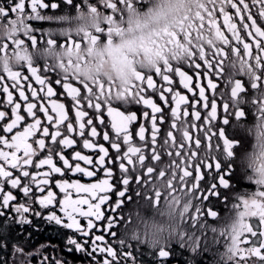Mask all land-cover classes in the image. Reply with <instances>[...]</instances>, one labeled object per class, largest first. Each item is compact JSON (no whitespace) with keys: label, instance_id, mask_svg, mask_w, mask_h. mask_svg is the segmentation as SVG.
I'll list each match as a JSON object with an SVG mask.
<instances>
[{"label":"flooded vegetation","instance_id":"af4514ba","mask_svg":"<svg viewBox=\"0 0 264 264\" xmlns=\"http://www.w3.org/2000/svg\"><path fill=\"white\" fill-rule=\"evenodd\" d=\"M14 2L0 0V9L10 10ZM45 2L58 5L54 10H42V15L51 16L52 20H30L26 13L23 25H20L23 34L0 41L3 49L0 56L4 60L0 79L8 73L23 74L29 64L47 68L51 77L67 76L49 62L47 41H55V48H64L61 45L66 44L69 37L83 43L77 35L82 22L74 15L83 0H74L72 5H66L64 0ZM133 3L139 8L147 6L143 0H133ZM118 4L123 8L125 0H118ZM110 5L109 9L118 6L117 3ZM196 5L187 29L178 37V42L187 44L186 51L173 62L166 60L153 74L160 69L163 75L167 67L172 70L170 75L176 69L186 71L194 77V82L197 71L210 76L214 90L209 100L214 98L216 104L210 112L200 110L203 119L185 116L183 112L171 114L170 107L174 106L171 97L169 106H164L159 96L148 89L145 95H150L162 107L164 117V122L158 120L153 131L150 122L143 119V112L151 113V110L137 103L139 81L128 93L129 98L121 96L105 101L94 95L95 90L91 88V103L100 105L101 118L110 134L108 110L136 113L138 119L130 126L134 133L141 123L146 127L140 138L134 136L128 143L120 144L118 157L126 168L123 175L129 183L124 190L130 199L124 198L121 208L115 212L109 205L114 207L119 198L117 191L123 186L117 183L118 166L106 164L113 168V191L108 193L110 200L102 210L118 223L112 229L117 231V239L107 233L105 238L117 251L123 249V255L118 257L122 264L129 252L135 264H161L158 257L161 249L170 252L165 264H264V165H261L259 176L252 167L253 160L264 156V0H196ZM16 13L9 11L4 17L11 18ZM32 36L37 39L35 47ZM18 41L22 42L19 46ZM21 48L27 49L35 60L21 58L17 65L20 70H10L7 59ZM198 64L201 69H195ZM154 80L162 83L159 77L154 76ZM33 87L39 88L34 81ZM53 87L57 92L62 91L59 85ZM174 87L181 94L191 96L179 86L178 77ZM10 90L16 99L18 93L15 89ZM26 94L30 96V93ZM65 97L66 93L59 100L67 108L71 102ZM4 99L0 94V109H3ZM88 111L94 115L91 109ZM96 125L101 133L105 130L98 122ZM97 142L109 147L110 155H113L110 145L102 137ZM226 144H231V148H226ZM77 150L92 154L81 144L77 145ZM217 162L225 168L229 187L218 189L219 198L212 196L210 202L204 201L201 195L207 193L195 189L190 173L197 171L199 174L202 170L206 175L200 188H207L216 175L207 169ZM99 178H103L102 170L91 181L80 177L84 183ZM157 192L160 193L158 203ZM208 208L215 210L214 217H209ZM0 211L5 212L0 216V264H94L84 253L67 251L66 236L61 235L65 230H58L55 225L35 217H32L31 226H21L14 212ZM97 224L103 232L104 222L97 221ZM154 231L167 234V242L155 247L146 243ZM254 231L260 235H253Z\"/></svg>","mask_w":264,"mask_h":264},{"label":"snow or ice","instance_id":"6c2138e0","mask_svg":"<svg viewBox=\"0 0 264 264\" xmlns=\"http://www.w3.org/2000/svg\"><path fill=\"white\" fill-rule=\"evenodd\" d=\"M66 5H72L74 0H64ZM131 7V4L128 5ZM57 3H47L45 0H15L11 9H0L4 15L20 12L22 17L27 13L28 19L52 20L51 16L42 15V10L57 9ZM107 7L111 8L108 4ZM63 19V18H58ZM111 25V18L108 19ZM23 25V19H21ZM26 30L27 29L26 27ZM101 29L97 28V35L84 32L83 43L94 46L100 36ZM111 28H109L108 43ZM33 47L37 44L35 36L31 37ZM17 46L22 42H16ZM49 51L55 48L56 42L48 39ZM69 53L73 48L77 51L81 42L71 37L66 44ZM71 67V62H69ZM77 69L79 65H76ZM195 69H201L196 65ZM167 67L150 76L139 75L137 80L140 88L137 92V103L142 104L149 111L143 112V119L150 122L153 131L157 128V121L163 123L162 107L158 106L152 98L145 93L151 89L152 94H157L164 106H169L170 113L177 115L183 112L185 116H195L203 119V112H210L216 104L215 99L209 97L213 94V80L202 71H197L194 77L182 69H176L173 74ZM154 76L159 77L162 83H157ZM179 78V86L190 93L191 96L181 94L174 87L175 78ZM0 94L5 99L2 101L3 109H0V209H9L14 212L17 222L21 225L31 226L32 217L55 225L57 229H63L61 235L66 236L67 251L81 252L92 258L94 264H122L118 258L123 255V249L117 251L112 242L105 238L108 236L117 239V231H113L118 221L112 215H106L102 206L108 204L113 191V168L106 164H115L119 169L118 184H122V190L117 191L119 197L114 207L109 205L112 212L121 208L127 193L124 190L129 181L123 175L125 165L119 160L120 144L128 143L135 137L140 138V133L146 132L145 124L141 123L135 133L130 126L137 121L136 113H124L118 110H108L111 134L107 130L104 119L101 118V107L97 103H91V88L87 84H81L79 80L51 77L47 68L41 69L29 64L26 72L8 73L0 79ZM8 81L11 82L8 85ZM33 81L39 88L33 87ZM206 81V83H204ZM27 82V83H25ZM53 85H59L62 91L57 92ZM15 89L18 97L14 99ZM30 93V96L26 94ZM66 93V100H70V106L66 108L59 97ZM210 94V95H209ZM88 96L89 99H85ZM23 102V105L20 103ZM182 106H184L182 108ZM226 107V106H225ZM91 109L94 115H90ZM161 114V115H158ZM96 122L105 130L98 131ZM227 123V120L224 121ZM110 145L113 155H110L109 147L98 143V138ZM79 138V139H77ZM81 144L84 150L92 154H82L77 150ZM231 148V144H226ZM68 150H71L69 152ZM83 165V166H82ZM103 171V178L95 182H81L80 177L91 181ZM215 172V179L207 188L201 189L200 182L205 179V173L200 170L190 173L193 186L197 191L207 193L201 195V199L210 202V197L219 198V188L229 187V180L224 175L225 168L217 162L207 169ZM151 171V170H149ZM230 174V171H229ZM58 190V191H56ZM160 193H156L159 202ZM209 217L216 215L212 208L207 209ZM5 215L0 211V216ZM122 219V217H121ZM85 221V224H82ZM97 221H103V232ZM257 221V226H259ZM100 233V234H97ZM253 235H260L253 232ZM170 252L161 249L158 257L161 264H165ZM99 257V258H98ZM45 259H48L45 257ZM131 261L135 264L132 253H127L125 264Z\"/></svg>","mask_w":264,"mask_h":264},{"label":"clouds","instance_id":"9594fccd","mask_svg":"<svg viewBox=\"0 0 264 264\" xmlns=\"http://www.w3.org/2000/svg\"><path fill=\"white\" fill-rule=\"evenodd\" d=\"M110 3H117V8L109 9L107 5ZM143 3L147 6L139 8L133 0H125V6L120 8L118 0H83L82 6H78L74 13L82 22L77 35L83 40L84 32L97 35L96 29L100 28V39L91 50L90 43H82L78 51L73 48L71 53L66 47L51 51L48 48L49 62L54 63L63 75L93 88L94 95L105 101L121 96L129 98L128 93L137 86L139 75L153 74L166 60L173 62L186 51L187 44L178 42V37L187 29L197 6L196 0H143ZM21 19L19 11L11 18H5L0 11V41L23 34ZM36 51L38 53L39 49ZM21 58L35 60L27 49L21 48L8 57L9 69L20 70L17 65ZM3 62L0 56V70ZM261 165H264V156L253 160L252 167L257 176ZM167 240V234L154 231L146 243L155 247Z\"/></svg>","mask_w":264,"mask_h":264}]
</instances>
